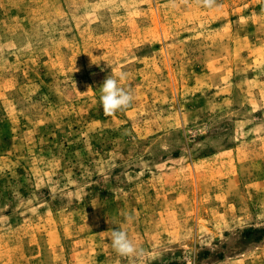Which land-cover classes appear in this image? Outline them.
<instances>
[{
	"label": "rangeland",
	"instance_id": "374dc122",
	"mask_svg": "<svg viewBox=\"0 0 264 264\" xmlns=\"http://www.w3.org/2000/svg\"><path fill=\"white\" fill-rule=\"evenodd\" d=\"M0 264H264V0H0Z\"/></svg>",
	"mask_w": 264,
	"mask_h": 264
},
{
	"label": "clouds",
	"instance_id": "9594fccd",
	"mask_svg": "<svg viewBox=\"0 0 264 264\" xmlns=\"http://www.w3.org/2000/svg\"><path fill=\"white\" fill-rule=\"evenodd\" d=\"M199 2L206 8H213L217 6V0H199ZM126 77L127 74L124 72L119 73L118 79L109 75L100 86V103L106 116H111L117 111L127 109L133 102L134 97L131 92L126 91L118 83V80L123 81ZM126 219H131V217L126 216ZM111 244L113 249L120 256L138 257L143 255L144 250L138 248L132 240L129 239L127 232L119 227L111 229Z\"/></svg>",
	"mask_w": 264,
	"mask_h": 264
}]
</instances>
